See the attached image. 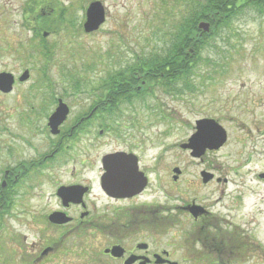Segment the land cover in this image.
<instances>
[{
	"label": "flooded vegetation",
	"instance_id": "af4514ba",
	"mask_svg": "<svg viewBox=\"0 0 264 264\" xmlns=\"http://www.w3.org/2000/svg\"><path fill=\"white\" fill-rule=\"evenodd\" d=\"M36 3L25 2L23 13L36 12ZM44 14L31 13L32 36L26 46L21 41L18 47L17 41L20 62L34 60L40 46L49 50V38L65 21ZM195 35L198 42L202 34ZM163 48L166 53L170 46ZM176 49V71L171 69L173 60H164L156 70L147 62L132 69L117 66L111 73L101 71L102 76L72 77L60 91H55L50 77L31 76L30 68L2 71L13 75L14 84L0 96L12 97L16 110L20 104L29 108L21 118L25 123L17 131L5 130L0 139V229L13 221L21 223L26 214L40 240L26 248V255L20 251L16 257L7 245L22 242L23 236L13 229L1 231L7 255L0 253V264H257L263 259L256 218L237 220L233 210L239 205H232L230 196L226 213L218 214L215 202L195 194L201 187H212L211 194L219 192L218 201L223 199L231 178L219 173L221 167L216 170L208 164L186 173L177 164L165 173L161 157L152 164L151 126L136 119L142 116L135 109L136 100L148 117L151 90L173 91L164 83L178 84L182 78L183 50ZM25 71L29 77L22 81ZM26 84L28 91H19ZM61 105L66 116L53 127L51 117ZM207 118L197 119L195 127ZM208 151L212 150L191 156L205 163ZM248 163L249 159L242 167ZM255 175L264 181V171ZM25 185L28 188L21 192ZM29 199H34L33 205L23 203Z\"/></svg>",
	"mask_w": 264,
	"mask_h": 264
},
{
	"label": "rangeland",
	"instance_id": "374dc122",
	"mask_svg": "<svg viewBox=\"0 0 264 264\" xmlns=\"http://www.w3.org/2000/svg\"><path fill=\"white\" fill-rule=\"evenodd\" d=\"M27 1L0 0V72L30 68L31 76L50 77L55 91H60L72 77L91 78L102 76L103 70L111 73L117 66L123 70L130 65L132 69L144 62L172 59L178 44L174 45L175 37L171 36L183 35L177 27L188 25L194 18L195 1L205 0H99L105 6L107 19L93 33H86L83 26L87 7L95 0H37V11L30 10L25 15ZM252 5H242L231 16L228 26L207 38L187 77L182 75L178 84L164 83V87L173 90L170 94L159 88L151 90L147 98L150 116H144L145 110L138 100L135 109L142 115L136 119H145L151 126L152 164L154 158L161 157L165 173L177 164L186 173L198 172L208 164L216 170L221 167L219 173L231 178L223 199L218 201L219 192L211 194L212 187H201L195 194L215 202L213 209L218 214L226 213L224 207L230 196L232 205H239L233 210L239 216L237 220L256 218L255 233L264 245V181L259 182L255 175L264 171V10ZM45 11L65 21L59 22L63 23L60 31L49 38V50L40 46L34 51V60L20 62L16 59L15 45L20 40L18 47L21 41L26 46L33 33L30 21L37 13L44 12L47 17ZM7 44L12 46L9 48ZM165 46H170L169 53L163 52ZM28 85L19 91L27 92ZM14 105L12 97L0 96V139L5 130L17 131L25 123L21 118L26 116L29 106L20 104L16 110ZM204 117L217 120L227 131L228 140L220 149L208 151L203 156L205 163H201L193 159L191 150L180 145L188 142L196 131L195 121ZM247 159L248 165L242 167ZM26 188L27 185L19 189L23 192ZM252 188L255 193L239 194ZM23 203L33 205L34 199ZM22 215L21 223L8 220L13 223L0 229L1 254L7 255L6 246H1L5 235L1 231L13 229L23 236L22 242L9 241L7 245L13 247L16 257L20 251L26 255V248L39 242L31 217ZM257 264H264V255Z\"/></svg>",
	"mask_w": 264,
	"mask_h": 264
},
{
	"label": "trees",
	"instance_id": "16d2710c",
	"mask_svg": "<svg viewBox=\"0 0 264 264\" xmlns=\"http://www.w3.org/2000/svg\"><path fill=\"white\" fill-rule=\"evenodd\" d=\"M247 3L253 4L252 6L264 10V0H205L194 2L195 7L192 10L193 15L195 14L194 18L188 25L181 24L177 27V29L180 28V34L183 35L179 36L176 34L175 36H171V39L175 37L174 45L178 44L176 47L182 48L183 50V57L181 64H179L183 68V78L187 77V71L193 68L194 61L198 56L199 50L205 45L207 38L216 35L222 27L228 26V21L231 16L234 15L240 9V7H242V5H247ZM201 20L210 21L212 25V31L211 36H209V34L203 33L197 42L195 41V33L198 31L197 24ZM188 46H191L189 48H194V53H191L189 50H187ZM168 51L169 50H167V52ZM176 53L177 49L175 50V53L173 54L174 57L172 59H166L167 61L173 60L171 65V69L173 71L178 69L179 61L175 57ZM163 61L164 59H157L156 63L150 62V66L153 70H156L157 66L160 67ZM142 66H145V64L143 63Z\"/></svg>",
	"mask_w": 264,
	"mask_h": 264
},
{
	"label": "water",
	"instance_id": "95a60500",
	"mask_svg": "<svg viewBox=\"0 0 264 264\" xmlns=\"http://www.w3.org/2000/svg\"><path fill=\"white\" fill-rule=\"evenodd\" d=\"M106 21V10L103 3L99 0L92 1L86 10V22L84 30L87 33L98 30ZM198 30L205 33L211 32L209 21L202 20L198 24ZM29 72L25 71L21 75V80H26ZM14 84V77L11 73H0V91L10 92ZM66 111L63 105L58 107L57 111L52 115L50 124L57 127L65 118ZM197 131L189 138L188 143L182 144V147L191 149V155L201 157L207 150H218L227 141V131L215 120L211 118L202 119L196 122ZM5 182H3V185Z\"/></svg>",
	"mask_w": 264,
	"mask_h": 264
}]
</instances>
